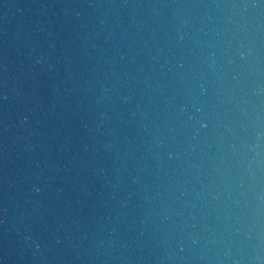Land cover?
<instances>
[{
	"label": "water",
	"instance_id": "1",
	"mask_svg": "<svg viewBox=\"0 0 264 264\" xmlns=\"http://www.w3.org/2000/svg\"><path fill=\"white\" fill-rule=\"evenodd\" d=\"M0 264H264V0H0Z\"/></svg>",
	"mask_w": 264,
	"mask_h": 264
}]
</instances>
